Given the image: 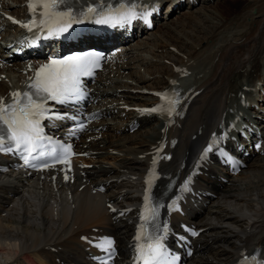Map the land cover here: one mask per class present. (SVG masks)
I'll return each mask as SVG.
<instances>
[{
  "label": "bare ground",
  "instance_id": "6f19581e",
  "mask_svg": "<svg viewBox=\"0 0 264 264\" xmlns=\"http://www.w3.org/2000/svg\"><path fill=\"white\" fill-rule=\"evenodd\" d=\"M193 1L184 0V3ZM199 1H203L198 9L201 17L193 8L183 11L176 19L160 24L163 38L146 36L144 41L131 43L128 54L132 70L127 74L105 76L95 91L105 101L100 105V113H112L116 107L113 100L145 103L152 95L132 89L156 88L166 83L168 76L178 74L175 64L194 70V74H198L194 83L204 90L193 99L182 126L175 129L180 139L173 158L167 163L183 156L182 149L190 151L200 144L205 135L197 134L191 139V134L201 124L205 125V132L213 127L222 109L237 103L236 94L242 86H254L257 79H262L264 69V0H215L213 5L214 0ZM22 2L0 0V54L4 57L14 49L15 44L9 45L13 42L9 31L15 25L1 9L21 14ZM239 2L244 4L225 15L226 7ZM182 3L177 0L172 13ZM253 7L256 12L252 13ZM244 20L249 22L248 26L237 27ZM169 46H175L174 52L172 48L169 51ZM163 48H166L164 53L160 52ZM177 51L185 53L176 56ZM165 58L170 61L169 66L161 63ZM140 65L144 66L143 71L139 70ZM6 71L10 73L8 68ZM128 78L131 81H127ZM11 82L0 79V92ZM262 95H257V99ZM121 112L122 109H118L116 114L119 116ZM142 118L148 122L147 126L141 121L138 132H123L128 135L117 140V130L129 131L127 122L118 123L111 117L100 120V129L104 127L105 133L96 139L82 140L83 149L91 152L84 160L92 162V166L81 168L74 183H65L60 178L52 181L47 175L40 179L25 177L20 170L0 173V264H55V256L80 260L86 251L79 236L93 226L118 233L120 260L125 261L128 253L125 243L134 210L113 220L106 213L105 203L111 201L116 206L130 207L138 199L139 174L161 127L155 114ZM255 121L264 130V118ZM204 173L197 180V187L201 189L200 196L196 197L198 203L184 215L173 214L172 219L174 222L187 219L203 227L196 239L200 252L190 257L191 264H230L242 247L264 243V155L257 153L248 158L239 174H226L229 182L219 179L214 165H209ZM99 182L105 185V191L90 193L89 183ZM81 184L83 187L79 189Z\"/></svg>",
  "mask_w": 264,
  "mask_h": 264
},
{
  "label": "snow or ice",
  "instance_id": "6c2138e0",
  "mask_svg": "<svg viewBox=\"0 0 264 264\" xmlns=\"http://www.w3.org/2000/svg\"><path fill=\"white\" fill-rule=\"evenodd\" d=\"M64 4L66 0H28L29 21L22 26L28 31L34 28L40 32L46 30L47 37H53L67 32L73 24H79L85 20L112 26L131 23L136 19L149 23L148 18L152 14L140 3V0H120L118 6L115 7L111 0H84V6L78 9L74 10L73 7L68 6L66 10H61V5ZM47 37L37 35L32 42L35 44L36 41ZM101 59L103 57L95 52L52 59L39 67L28 86V91L12 93L13 100L10 104H4L3 98H0V126H2L0 127V152L19 153L24 164L32 167H36L34 163L36 161L42 162L45 168L54 166L48 164L44 160L45 157L70 167L69 158L75 155L72 152V145L56 142L58 147L44 151L45 144L50 145L53 142L51 138L43 135L40 121L49 111L46 107L47 100L67 103L80 98L82 95L80 77L92 75L93 69L99 67ZM157 95L167 96V93H157ZM178 103V99L168 98L166 104L142 111H161L171 116ZM55 118L62 119L63 117L56 116ZM211 148L212 145H209L205 149V155ZM65 179H68L67 175ZM147 183L148 189H146L145 203L140 216L142 223L135 237L137 241L135 264H159L160 258L166 251L161 243V237L157 236L153 239L146 231V224L154 220L158 214L157 207L152 206L149 194L151 179ZM192 234L196 235L195 232ZM97 246L106 253L108 258L102 260L101 264H108V260L115 255L114 241L106 237ZM243 264H248L247 259ZM258 264H264V262H258Z\"/></svg>",
  "mask_w": 264,
  "mask_h": 264
},
{
  "label": "rangeland",
  "instance_id": "374dc122",
  "mask_svg": "<svg viewBox=\"0 0 264 264\" xmlns=\"http://www.w3.org/2000/svg\"><path fill=\"white\" fill-rule=\"evenodd\" d=\"M212 5L213 4H215V0H214V2L213 3H211ZM244 3H241V2H239V3H237L236 5H233L232 6V4L231 5H229L228 7H226V14L225 15H228V14H230L232 11H234V10H237L241 5H243ZM198 7V6H197ZM252 11V13L254 12V10H255V12H256V9L253 7L252 9H251ZM255 14V13H254ZM201 17V16H200ZM198 19H201V18H199L198 17ZM249 19V18H248ZM175 21V20H174ZM254 24V23H253ZM255 25V24H254ZM178 28V27H177ZM160 29V28H159ZM162 30H160V32H161ZM158 41H162V40H158ZM189 42H194L193 40H190L189 39ZM189 44V43H188ZM188 46H192V44H189ZM172 46H169L168 47V49H169V51L171 50L170 48H171ZM173 50V49H172ZM166 51V48H163V49H160V52H162V53H164ZM172 52H174V50L172 51ZM182 53H185V51H180V52H176L175 54H176V56H179L180 54H182ZM166 59V58H165ZM165 59H164V61H165ZM163 65H167V66H169V64H170V61L169 62H167V63H169V64H167L166 62H161ZM165 63V64H164ZM145 72V71H144ZM141 73V72H140ZM141 74H143V73H141ZM214 81V80H213ZM248 84V83H247ZM231 97H232V94H231ZM115 107V106H114ZM262 121V120H261ZM261 123V122H260ZM124 131V130H123ZM137 132H138V130H137ZM136 132V133H137ZM103 133H105V131L103 132ZM136 133H134V134H132V135H135ZM116 135H119V136H117L116 137V139L115 140H117V138H120V137H122V136H127L128 134H126V135H123V134H118V133H116ZM130 135V134H129ZM114 137V136H113ZM113 137H112V139H113ZM122 157H123V155H122ZM93 161H95V163H96V160H93ZM90 162V161H89Z\"/></svg>",
  "mask_w": 264,
  "mask_h": 264
}]
</instances>
